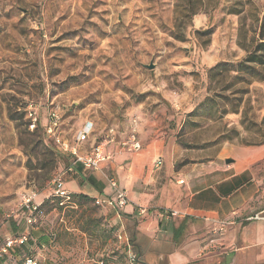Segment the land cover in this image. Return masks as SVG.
Here are the masks:
<instances>
[{
    "label": "rangeland",
    "instance_id": "obj_1",
    "mask_svg": "<svg viewBox=\"0 0 264 264\" xmlns=\"http://www.w3.org/2000/svg\"><path fill=\"white\" fill-rule=\"evenodd\" d=\"M263 20L264 0H0V264H137L134 220L114 221L87 195L55 196L73 157L49 153L48 110L71 147L85 120L103 140L134 116L192 162L264 145V65L245 63ZM256 170L264 185V162ZM28 192L41 204L33 226Z\"/></svg>",
    "mask_w": 264,
    "mask_h": 264
},
{
    "label": "crops",
    "instance_id": "obj_2",
    "mask_svg": "<svg viewBox=\"0 0 264 264\" xmlns=\"http://www.w3.org/2000/svg\"><path fill=\"white\" fill-rule=\"evenodd\" d=\"M141 121L134 116L115 126L117 137L103 146L110 159L97 172L77 165L66 176L67 193L105 201L115 198L109 179L118 181L129 205L121 211L99 207L114 221L124 217L136 222L132 248L137 264H264V219H252L264 211V185L256 170L264 162V145L192 162L181 146L161 138L153 122L146 126ZM88 122L94 133L81 144L82 155L104 140H99L104 131L92 119L83 121L80 130ZM135 124L141 149L130 151L122 142L130 139ZM140 207L147 214L140 215ZM164 211L179 215L166 217Z\"/></svg>",
    "mask_w": 264,
    "mask_h": 264
},
{
    "label": "built area",
    "instance_id": "obj_3",
    "mask_svg": "<svg viewBox=\"0 0 264 264\" xmlns=\"http://www.w3.org/2000/svg\"><path fill=\"white\" fill-rule=\"evenodd\" d=\"M27 117L29 120V128L31 130H35L39 124V115L38 109L33 107L32 104L28 106ZM44 130L48 136V138L54 141L58 145V150L63 153H69L74 158L71 166L66 169L59 171L56 173L51 181V185L54 187V194L60 198H69L70 194L65 190V179L68 174H74L77 165L82 166L85 170L88 171H100L101 164L110 159L109 155L104 154L103 146L105 144H109L114 141L115 135L113 131L109 133V136H106L103 140L102 144L96 145L89 154L82 155L80 153V144L85 143L89 140V138L94 133V125L93 123L88 122L85 126L81 128L77 137L76 144L77 146H70L67 142L63 140L61 137V118L59 113L50 108L48 110V121L44 125ZM137 124L134 125L132 129V134L128 141L122 142V146L125 149L130 151H137L141 149V144L137 138ZM162 165V162L159 161L157 163V167ZM182 182V181H181ZM110 186L115 191V198L108 199L105 201L96 200L97 206L106 205L108 207L114 208L117 211H121L129 205V199L127 192L119 188L118 181L115 178L109 179ZM38 194L35 192H28L23 196L21 201V207L29 214L27 221L33 226L36 223V220L33 219L35 215H37L40 211L41 204L37 203ZM147 210L143 208H139V214L145 215L147 214ZM163 216L166 217H175L179 214L175 211H164L162 212ZM252 219L261 220L264 219V211L255 215ZM30 234H25L21 236L18 240L10 239L6 244V247L3 249V252H7L13 250L17 245H24L30 238ZM135 259L132 260L131 264H135ZM26 264H37V262L33 259H28Z\"/></svg>",
    "mask_w": 264,
    "mask_h": 264
},
{
    "label": "trees",
    "instance_id": "obj_4",
    "mask_svg": "<svg viewBox=\"0 0 264 264\" xmlns=\"http://www.w3.org/2000/svg\"><path fill=\"white\" fill-rule=\"evenodd\" d=\"M264 27V20H263V25ZM259 52H264V43H259V45L256 47L255 52L253 53H249L248 57L245 60V63H252V64H261L264 65V56H259L257 55V53ZM241 67H244V64L240 65ZM13 119H15L14 117H12ZM41 123L39 122L36 130H39V128H42V126L40 125ZM49 153L51 154V156L53 157H59L60 158V151H55V149H49Z\"/></svg>",
    "mask_w": 264,
    "mask_h": 264
},
{
    "label": "water",
    "instance_id": "obj_5",
    "mask_svg": "<svg viewBox=\"0 0 264 264\" xmlns=\"http://www.w3.org/2000/svg\"><path fill=\"white\" fill-rule=\"evenodd\" d=\"M145 67H146L147 69L152 70V69H154L155 66H154L153 64H150V65H146Z\"/></svg>",
    "mask_w": 264,
    "mask_h": 264
}]
</instances>
